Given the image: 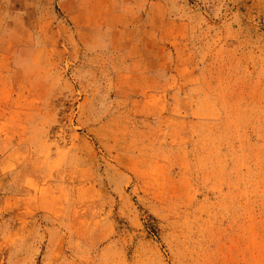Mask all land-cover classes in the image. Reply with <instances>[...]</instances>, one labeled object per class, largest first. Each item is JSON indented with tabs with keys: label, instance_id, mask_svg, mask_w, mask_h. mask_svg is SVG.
Returning <instances> with one entry per match:
<instances>
[{
	"label": "rangeland",
	"instance_id": "rangeland-1",
	"mask_svg": "<svg viewBox=\"0 0 264 264\" xmlns=\"http://www.w3.org/2000/svg\"><path fill=\"white\" fill-rule=\"evenodd\" d=\"M0 264H264V0H0Z\"/></svg>",
	"mask_w": 264,
	"mask_h": 264
}]
</instances>
